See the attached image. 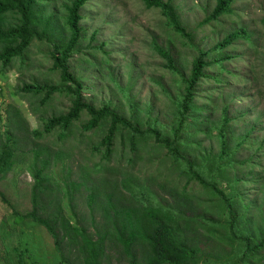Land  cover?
<instances>
[{
  "label": "trees",
  "instance_id": "1",
  "mask_svg": "<svg viewBox=\"0 0 264 264\" xmlns=\"http://www.w3.org/2000/svg\"><path fill=\"white\" fill-rule=\"evenodd\" d=\"M90 1L0 0V71L27 67L36 47L60 77L57 82L33 81L22 87L38 100L41 113L52 109L40 116L41 129L28 130L17 115L8 116L6 122L0 116L4 127L0 181L26 161L34 178L33 208L17 212L19 219L44 226L52 234L63 264H103L106 240L113 236L120 238L129 264L138 262L131 250L136 244L145 250L146 264H264V126L253 115L259 108L256 104L237 106L247 92L222 91L231 76L239 75L230 62L246 57V50L238 51L240 42L256 49L259 30L244 22L237 0H217L198 27L186 21L176 0H142L161 13L162 31L152 36L149 45L161 58L163 70L171 74L170 83L151 76L167 98L166 109H158L152 100L136 97L138 77L146 71L139 74L135 62L127 64L125 81L116 76L110 41L101 40V27L90 24L95 18ZM232 16L233 25H226L223 18ZM205 25L213 33L209 37L216 36L208 47L196 41ZM183 49L193 56L186 67L178 64L175 54ZM92 78L111 83L118 101L95 99ZM205 79L217 85L203 88ZM241 79H248L246 73ZM56 95L69 99L67 109L54 108ZM9 120L11 129H22V138L7 126ZM47 137L61 144L85 143L90 161L106 172L99 182L86 176L82 183H91L88 200L93 206L114 213L105 216L109 219L104 232L94 236L86 224L64 214L56 195L59 186L47 175L50 166L62 160L64 146L52 153L40 143ZM29 141L34 145L21 144ZM156 154L161 156L158 170H167L172 207L163 205L149 186H135L129 173L136 166L153 165L150 156ZM118 174L120 179L115 177ZM196 184L200 191L193 187ZM121 185L131 191L138 206L119 203L126 198L116 197ZM106 186L112 191L106 202H100L97 197ZM0 196L8 203L2 191ZM112 226L118 234L108 232ZM64 238L76 244L82 260L74 263L64 256ZM208 246L215 248L206 252L203 247ZM21 254L19 264H26Z\"/></svg>",
  "mask_w": 264,
  "mask_h": 264
},
{
  "label": "rangeland",
  "instance_id": "2",
  "mask_svg": "<svg viewBox=\"0 0 264 264\" xmlns=\"http://www.w3.org/2000/svg\"><path fill=\"white\" fill-rule=\"evenodd\" d=\"M216 1L176 0V3L180 6L186 21L192 27H198L199 22L214 8ZM90 3V11L95 17L93 21H90V24L101 27V40L110 41L112 66L116 76L121 81H125L127 79V64L135 62L139 74L141 70L146 71L142 75L143 78L138 77L135 86L136 97L141 101L152 100L155 102L156 108L165 110L167 98L159 86L151 81V76L164 77L168 83L171 79V74L160 66L161 58L149 45L152 36L158 35L162 31V16L159 9L147 8L142 0H91ZM235 4L238 9L242 10L244 22L251 29L257 28L260 37L256 49L243 44V41L240 42L242 45L239 46L238 51L243 53L246 50L243 54L246 57L230 62V67L235 72H239V75L236 79L231 76V83L223 85L222 91H234L241 94L247 92L248 97L240 96L241 100L237 102V106L256 104L259 108L253 115H258L260 124L264 126V0H237ZM234 19L233 16L225 17L223 22L232 26ZM90 31L92 32V27ZM209 34H213L210 26L201 27L196 41L208 47L207 43L213 42L216 38V36L209 37ZM175 54L178 56V64L182 67L189 65L193 58L192 53L185 49L175 50ZM31 55L33 56H30L27 67L20 69L19 65H15L4 72L0 71V116L6 122L8 116L17 115L20 117L18 121L21 120L30 131L41 129L40 116L51 114L52 109L41 113L42 106L31 93L23 91V85L33 81L57 82L60 78L57 72H52V62L38 48L35 47ZM253 68H256V71H253ZM245 73L248 79L242 80L241 76ZM91 83L94 89L92 95L95 99L113 98L118 101V97H114L116 94L111 83L105 80L97 81L94 78ZM216 85L215 80L205 79L202 86L208 88ZM86 93L90 95L91 92L86 91ZM213 94L217 95V91L214 90ZM53 103L54 108L58 111L65 110L70 105L69 99L62 95H56ZM215 114L220 115V111ZM7 126L11 129L10 120ZM3 129V123H0V130L3 131ZM11 130L17 138L23 137L22 129L14 127ZM40 143L47 145L52 153L60 151L59 146H64L62 160L58 159V164L50 166L47 170V175L59 186L56 189V195L64 209V214L73 221L77 220L86 224L88 232L94 236L97 235V232H104V223L109 219L105 216L113 217L114 213L106 214L100 207L93 206L88 200L91 183L89 181L82 184L85 177L88 176L92 182L96 183L106 175V172L94 166V161H90L91 155L88 146L77 140L61 144L51 137L40 140ZM21 144L31 147L34 142L29 141ZM150 158L153 160V165L146 163L140 168L141 170L138 169L139 166H136L129 173L131 172L135 186L143 188L149 186L150 190L160 197V202L163 205L172 207L173 200L170 189L165 184L167 170L165 167L158 170L161 156L156 154ZM115 177L120 179L121 175L118 174ZM110 179L113 181V178ZM33 181L28 161L22 162L0 181V191L5 194L8 200L7 203L0 196V264H19L21 253H23L26 264H31L33 261L35 264H63L59 260L61 256L56 249L52 234L44 226L36 225L26 219L20 220L17 215V212L23 214L33 208L31 199ZM72 182L81 185L73 187L71 186ZM193 187L195 190L199 188L197 184ZM102 188L101 195L97 199L100 202H106V195L112 191V188L107 186ZM130 194L131 191L121 185L116 192V197L123 198L126 195L125 200H121L119 203L126 206H138L137 199H132ZM122 223L123 221L119 224ZM110 231L118 234L117 229L113 226L108 228L109 233ZM200 231L203 232V230ZM62 243L64 256L69 261L75 263L82 260L83 256L78 259L80 253L74 242L64 238ZM203 248L206 252H210L215 247ZM131 250L136 255L137 264L147 263L143 247L136 244L131 247ZM130 260L129 255L123 250L120 238L113 236L106 240L103 264H129Z\"/></svg>",
  "mask_w": 264,
  "mask_h": 264
}]
</instances>
